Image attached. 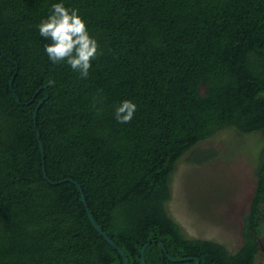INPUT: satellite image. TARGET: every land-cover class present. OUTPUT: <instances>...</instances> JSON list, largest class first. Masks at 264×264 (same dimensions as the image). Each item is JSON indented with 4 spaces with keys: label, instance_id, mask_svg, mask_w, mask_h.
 Listing matches in <instances>:
<instances>
[{
    "label": "trees",
    "instance_id": "16d2710c",
    "mask_svg": "<svg viewBox=\"0 0 264 264\" xmlns=\"http://www.w3.org/2000/svg\"><path fill=\"white\" fill-rule=\"evenodd\" d=\"M55 3L98 42L87 78L45 52ZM224 130L262 143L234 252L166 208L177 163L215 159L196 147ZM263 236L264 0H0V264H263Z\"/></svg>",
    "mask_w": 264,
    "mask_h": 264
},
{
    "label": "rangeland",
    "instance_id": "374dc122",
    "mask_svg": "<svg viewBox=\"0 0 264 264\" xmlns=\"http://www.w3.org/2000/svg\"><path fill=\"white\" fill-rule=\"evenodd\" d=\"M261 145L257 134L224 130L196 147L215 150V159L191 164L190 152L177 163L166 208L187 237L217 241L230 252L241 246L242 217L255 189L254 170ZM262 239L257 261L264 264V236Z\"/></svg>",
    "mask_w": 264,
    "mask_h": 264
},
{
    "label": "clouds",
    "instance_id": "9594fccd",
    "mask_svg": "<svg viewBox=\"0 0 264 264\" xmlns=\"http://www.w3.org/2000/svg\"><path fill=\"white\" fill-rule=\"evenodd\" d=\"M39 33L51 40L45 46V52L53 63L66 62L73 71L80 73L81 78L88 77L92 60L99 54V45L90 36L87 22L78 9H70L63 3L53 4L51 14L39 25ZM136 110L134 102L122 101L115 112L117 122L130 123Z\"/></svg>",
    "mask_w": 264,
    "mask_h": 264
},
{
    "label": "water",
    "instance_id": "95a60500",
    "mask_svg": "<svg viewBox=\"0 0 264 264\" xmlns=\"http://www.w3.org/2000/svg\"><path fill=\"white\" fill-rule=\"evenodd\" d=\"M40 103H41V101H40ZM39 103V104H40ZM39 104L37 105V107H36V111L38 110V108H39ZM44 177H46V175H45V173H44ZM75 185L77 186V188H78V190L81 192V196H82V200H83V202H84V204H86V201H85V198H84V195H83V193H82V189H81V187L78 185V184H76L75 183ZM93 221V220H92ZM93 223H94V225H95V227L97 228V230L102 234V236L105 238V240L108 242V243H112L111 241H110V239L102 232V230L98 227V225L93 221ZM119 253L125 258V255L123 254V252H121L120 250H119ZM141 261H142V264H146L145 263V260H144V248L142 249V251H141ZM126 264H127V261H126ZM197 264H199L198 262H197Z\"/></svg>",
    "mask_w": 264,
    "mask_h": 264
}]
</instances>
